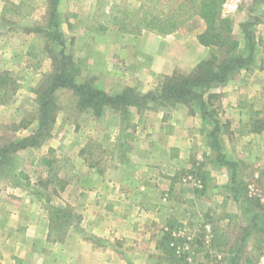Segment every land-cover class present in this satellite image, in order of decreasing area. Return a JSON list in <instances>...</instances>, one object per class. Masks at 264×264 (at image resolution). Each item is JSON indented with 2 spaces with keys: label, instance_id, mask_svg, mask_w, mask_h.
Returning <instances> with one entry per match:
<instances>
[{
  "label": "rangeland",
  "instance_id": "1",
  "mask_svg": "<svg viewBox=\"0 0 264 264\" xmlns=\"http://www.w3.org/2000/svg\"><path fill=\"white\" fill-rule=\"evenodd\" d=\"M253 1L239 0L237 11L227 17L232 36L240 43L238 50L245 56L250 52L245 34L247 30L251 34L249 64L203 92L204 98L212 95L205 116L193 103L190 107L185 105V117H177L181 123L177 131L186 139L176 158L167 163L161 161L162 174L175 180L170 203L162 206L158 225L150 230H132V235L127 236L122 254L128 255L129 264H167L175 255L183 264H230L235 254L236 264H264L263 235L252 222L254 213L261 212L260 205L264 204V130L247 132L249 115L264 114V0ZM19 2L31 10L27 18H14L8 12ZM124 4L136 6L138 1L59 0L58 30L63 45H48L46 0H0V148L36 129L34 90L51 69L52 52L63 50L70 55L79 68L78 83L92 84L108 94L119 93L125 87L140 93L153 91L164 76L188 73L210 56L211 49L195 38L203 29L202 24L194 30L183 28L166 36L146 30L139 35L118 32L114 17ZM247 22L253 24L241 26ZM31 49L35 56L26 54ZM216 53L222 56L221 52ZM244 70L249 74L243 77L240 72ZM53 98L57 104L56 120L51 136L44 140L58 150L55 152L54 148L47 154L51 167L46 171L37 164L31 166L26 155H17L11 173L1 175L26 188L31 184L28 174L34 173L32 179L38 186L26 189L46 207L66 210L67 217L54 216L47 208L53 216L52 230H60L71 215L63 201L74 200L75 196L66 186L70 180L85 178L87 186L94 183L101 190L108 180H125L133 187L136 181L129 159L117 155L113 162L110 150L127 149L126 133L133 132L138 117L146 116L144 125L148 126L158 113L170 114L171 109L150 103L140 111L130 108L126 117L111 109L95 116L89 109L77 108V98L69 88L57 89ZM214 120L219 126L216 136L221 152L237 162L236 193L230 188V172L213 161L215 151L208 144L207 134ZM136 138V142L129 143L133 155L139 156L149 144L144 142L148 138ZM82 159L94 166L90 170L84 168ZM136 160L143 165L142 159ZM115 164L120 170L113 168ZM42 171L46 177H38ZM204 171L210 172L214 186L208 197H196L194 188ZM191 196L197 199L189 201ZM73 216L72 220L77 221V212ZM256 224L261 225L262 220L258 218ZM52 236L56 239L59 235ZM169 246L175 255L169 253Z\"/></svg>",
  "mask_w": 264,
  "mask_h": 264
},
{
  "label": "crops",
  "instance_id": "2",
  "mask_svg": "<svg viewBox=\"0 0 264 264\" xmlns=\"http://www.w3.org/2000/svg\"><path fill=\"white\" fill-rule=\"evenodd\" d=\"M240 74L244 77L249 71ZM170 109V114L168 111L158 113L148 126L144 125L146 116L138 117L132 132L136 136L126 133L127 149L124 148V152L121 148L110 150L113 162L117 155L129 159L134 171L132 178L136 181L133 187L125 180H108L101 190L94 183L87 186L89 182L85 178L70 180L66 186L75 196H72L74 200L63 201L71 215L60 230H52L48 207L26 189L38 186L32 179L34 173L28 174L31 184L26 188L0 174V264H129L128 255L122 254V246L127 247L124 245L127 236L132 235V230H150L158 225L156 221L162 206L170 203L175 180L162 174L161 161L171 162L182 149L186 136L177 131L181 125L177 117L183 118V114L185 117L187 108L177 104ZM136 137L148 138L144 142L149 144L146 152L139 156L133 155L129 143L136 142ZM50 147L54 150L56 146L48 141L39 147L19 150L15 155H26V162L31 166L37 164L47 171L41 159L48 156ZM136 158L142 159V166ZM85 162L82 159L80 163L88 170L94 166ZM116 164L113 168L120 170ZM42 174L43 171L38 177L47 176ZM195 199L191 196L189 201ZM75 212L79 215L77 221L72 220ZM54 233L59 235L56 239L52 236ZM112 240L116 242L112 244Z\"/></svg>",
  "mask_w": 264,
  "mask_h": 264
},
{
  "label": "trees",
  "instance_id": "3",
  "mask_svg": "<svg viewBox=\"0 0 264 264\" xmlns=\"http://www.w3.org/2000/svg\"><path fill=\"white\" fill-rule=\"evenodd\" d=\"M137 1L136 6L124 4L118 9L119 14L114 17L118 32L139 35L146 30L166 36L183 28L191 31L196 28L197 24H202L203 29L195 34V38L200 45L211 49L210 56L201 60L188 73L172 72L170 75L164 76L153 91L140 93L133 87H125L119 93L108 94L92 84L78 83L76 76L79 73V68L70 55L65 54L63 50L50 53L51 69L34 90V101L37 110L35 117L36 129L24 137L8 141L0 148V174L11 173L15 154L19 150L38 147L51 136L57 113V104L54 101L53 94L59 88L71 89L77 98V108L81 110L89 109L95 116H100L105 109H111L119 111L122 117H126L130 108L140 111L147 108L150 103L164 107H174L177 104L190 107L193 103H197L202 116H205L207 101L212 95L209 94L208 98H204L203 92L214 84L225 82L233 72L249 64L252 46L251 34L248 30L245 34L250 50L249 54L245 56L238 50L239 41L232 36L231 21L220 16V6L223 0ZM257 1L263 0H254L253 3ZM46 4L49 19L45 36L49 41L48 45H63L62 34L58 30L59 13L57 7L59 0H46ZM30 11L24 2H19L8 10L11 15L19 18L29 16ZM252 24L253 22H247L241 24V26L246 28ZM216 52H221L222 56H219ZM26 54L28 56L36 55L32 49ZM247 69L245 68V70ZM249 121L250 126L247 132L259 133L264 130V114L257 115V112L250 114ZM213 123V128L207 134L208 144L215 151L213 161L218 165L225 166L230 172V188L232 187L231 189L236 193L237 162L230 160L221 152L219 140L216 136L219 126L216 120ZM51 152H53V149L50 148L48 154ZM41 162L47 168L52 165L49 156L43 157ZM200 178L199 185L194 188L195 196L208 197L214 186V179L209 171H204ZM260 207L261 212L254 213L252 222L254 221L253 225L257 226L263 235L261 242L264 245V204ZM48 208L51 209L50 213L54 216H68L66 210L53 206H48ZM258 218L262 220V224L259 226L256 224ZM168 235L171 236L169 233ZM168 235L165 234V236ZM167 249L170 254L175 255L172 247L169 246ZM237 252H240V250ZM175 256H171L170 262L167 264H183L182 259H177ZM236 260L237 254L232 256L230 264H236Z\"/></svg>",
  "mask_w": 264,
  "mask_h": 264
},
{
  "label": "built area",
  "instance_id": "4",
  "mask_svg": "<svg viewBox=\"0 0 264 264\" xmlns=\"http://www.w3.org/2000/svg\"><path fill=\"white\" fill-rule=\"evenodd\" d=\"M239 7V0H223L220 6V16L223 18H227L233 12L237 11ZM197 184L196 186H198Z\"/></svg>",
  "mask_w": 264,
  "mask_h": 264
}]
</instances>
